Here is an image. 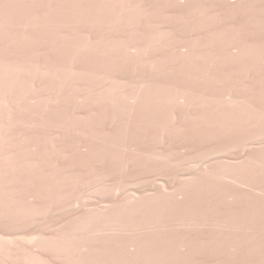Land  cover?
Here are the masks:
<instances>
[{
  "label": "rangeland",
  "instance_id": "rangeland-1",
  "mask_svg": "<svg viewBox=\"0 0 264 264\" xmlns=\"http://www.w3.org/2000/svg\"><path fill=\"white\" fill-rule=\"evenodd\" d=\"M0 264H264V0H0Z\"/></svg>",
  "mask_w": 264,
  "mask_h": 264
}]
</instances>
